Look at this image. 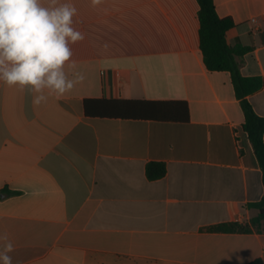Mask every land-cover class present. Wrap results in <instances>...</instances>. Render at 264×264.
<instances>
[{
    "label": "crops",
    "instance_id": "0c3cea01",
    "mask_svg": "<svg viewBox=\"0 0 264 264\" xmlns=\"http://www.w3.org/2000/svg\"><path fill=\"white\" fill-rule=\"evenodd\" d=\"M59 3L77 9L84 39L65 71L83 81L39 106L0 82V235L13 264L264 262V230H206L256 218L264 180L232 74L204 62L198 1ZM214 3L235 23L228 45L248 48L241 75L264 81V0ZM247 99L264 118V85ZM153 162L164 177L149 179Z\"/></svg>",
    "mask_w": 264,
    "mask_h": 264
},
{
    "label": "clouds",
    "instance_id": "9594fccd",
    "mask_svg": "<svg viewBox=\"0 0 264 264\" xmlns=\"http://www.w3.org/2000/svg\"><path fill=\"white\" fill-rule=\"evenodd\" d=\"M102 0H91L92 7ZM77 9L59 0H0V82L33 95L39 106L51 96H62L83 81L75 69L70 47L84 39L73 27ZM71 76V78H70ZM0 264H13L14 245L0 235Z\"/></svg>",
    "mask_w": 264,
    "mask_h": 264
},
{
    "label": "trees",
    "instance_id": "16d2710c",
    "mask_svg": "<svg viewBox=\"0 0 264 264\" xmlns=\"http://www.w3.org/2000/svg\"><path fill=\"white\" fill-rule=\"evenodd\" d=\"M200 6V41L204 62L210 71H228L233 76L237 97L241 100L245 115L244 129L254 147L256 156L263 171L264 180V118L260 117L247 97L259 91L264 81L261 78H246L241 75L238 57L245 55L248 48L242 45L231 47L226 40V33L235 26L232 18H221L216 10L214 0H197ZM187 112V108H186ZM167 174L163 163L153 162L147 166V175L151 180H157ZM1 198V195H0ZM251 207L259 211V215L248 224L230 222L207 228L215 233H252L264 230V197ZM249 264H264L257 259Z\"/></svg>",
    "mask_w": 264,
    "mask_h": 264
},
{
    "label": "built area",
    "instance_id": "2783aa9c",
    "mask_svg": "<svg viewBox=\"0 0 264 264\" xmlns=\"http://www.w3.org/2000/svg\"><path fill=\"white\" fill-rule=\"evenodd\" d=\"M253 21H255V20H253Z\"/></svg>",
    "mask_w": 264,
    "mask_h": 264
}]
</instances>
